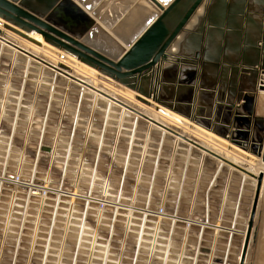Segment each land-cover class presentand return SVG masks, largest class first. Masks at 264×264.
<instances>
[{
  "label": "built area",
  "instance_id": "1",
  "mask_svg": "<svg viewBox=\"0 0 264 264\" xmlns=\"http://www.w3.org/2000/svg\"><path fill=\"white\" fill-rule=\"evenodd\" d=\"M79 85L81 94L74 113L60 114L56 121L57 129L64 132L62 138L66 139L61 148L44 145L45 124L31 169L0 168V255L10 256L7 264H18V255L23 253L38 256L36 264H50L51 257L61 263L69 234H74L76 242L73 258L69 260L72 264H123L121 259H110L112 242L119 234L127 238L129 233L136 234L131 264H137L135 258L144 251L154 256L157 264H222L237 238V235L230 238L231 231L220 230L221 226L232 227L237 222V199L228 207L231 216L227 221L217 211L216 197L223 193L225 200L227 194L221 173L228 166L223 167L219 161L179 140L178 136L183 137L180 132L178 136L164 135V126L137 114L136 107L92 105L91 112L85 114L80 99L88 87ZM17 122L18 117L13 121L14 128ZM129 140L135 143V152L130 158L133 165L130 163L127 171ZM56 155L64 159L58 178L51 175L50 168L44 167L45 163L43 167L38 165L40 156L49 159ZM176 159L182 161L179 166ZM211 159L216 162L212 170L207 164ZM143 161L149 163L147 192L137 205L126 194L129 177L142 175ZM175 172L182 176V183L192 178L196 183L202 180L200 210L189 206L183 214L180 193L175 194L170 204L151 200L159 175L162 173L169 184L176 179ZM115 173L120 176L114 178ZM187 202L192 205V196L189 195ZM221 207L224 208V203ZM58 227L64 232L59 237L61 240L56 236ZM83 227L88 229L81 239ZM209 234L225 240L226 251L223 258L202 261L201 243ZM193 239L197 242L192 243ZM119 252L123 255L125 250Z\"/></svg>",
  "mask_w": 264,
  "mask_h": 264
},
{
  "label": "rangeland",
  "instance_id": "2",
  "mask_svg": "<svg viewBox=\"0 0 264 264\" xmlns=\"http://www.w3.org/2000/svg\"><path fill=\"white\" fill-rule=\"evenodd\" d=\"M104 2V0H100L99 5L96 7L103 13L106 11L105 7L103 8ZM90 17L94 19L95 15L90 13ZM193 21H195V19H193ZM3 30L4 27L0 26V36L5 39V30ZM90 32H93L94 36L99 35V38L102 35H109L115 42H120L118 36L116 38L115 34L107 32L102 27L100 22H97L92 27ZM234 36L237 39V34ZM200 37L201 35H195L193 37L190 36L189 43L185 44L183 53L172 55L168 52V54L162 59V62L156 68H153V71L145 73L146 76H148V74L151 76L153 72L161 70L162 67L166 68L162 73L164 79L160 90L162 92L158 96H152L151 98L144 93V96L152 100V104L142 100L144 103L142 107H137L134 103H131L132 107H136L138 109L135 110L137 114L143 115V117H147L152 120V122L155 121L157 123H162L161 114L164 112L161 113V111L159 113L158 111L164 107H170V112L181 113L186 116V118L193 120L194 122H199V124H206V126L214 130L217 129V126H210L209 123L213 122L218 124L219 122H222L225 126H222L223 129L218 127L219 132L225 135L227 134L226 132H228V139H230V143H236L240 149H244L245 152H250L254 139H264V99H260L258 96L259 90L257 89V83L256 86H254L255 81H253V77L255 74L253 72H249V78H247L244 83L242 82L244 85L240 87V92L244 90V95L241 100H237V54L240 50L237 51V49L225 45L219 53L216 48L202 46ZM14 40L15 39H13V41ZM235 44L237 45V41H235ZM8 46L9 45L6 44L5 41L3 42L0 40V168L26 171L27 169H31L35 164L36 150L40 142L43 125L46 124L44 145L47 147L56 146V148L60 149L62 143L66 141L65 138H62V136H65L64 132H59L57 129L56 121L58 120L60 114L68 116L74 113L75 105L78 103V99L80 98L81 87L79 85L80 83L69 81V79L63 74L55 71L50 65V61H48V64L44 61L42 62L38 58H28V54L19 52V48L14 46L11 47V45L8 48ZM261 48L263 60L261 65H257V69L259 71L260 69H264L262 68V65H264V41L262 42ZM245 50L249 51L253 49L248 48ZM207 51L211 54L214 53L216 57L221 54V56H223L221 59H223L224 68L221 75V81L218 86L220 87V90H222L223 96L222 99H218L219 103L215 102L216 99H213V95L211 94L214 84L212 72L213 69H217V67L208 63V56L206 54ZM7 55H10L9 60ZM35 56L39 57L38 53H35ZM192 56L196 57L192 59ZM240 65H242V68L250 67L249 64L244 62ZM174 66L177 67V70ZM186 67L189 68L188 71L190 72L192 83L190 80L186 81L184 76L181 78L180 70ZM111 80L115 82H112L111 84L118 89L127 86L113 78H111ZM9 83L10 85H8ZM150 84L151 80L150 78H147L144 82L145 87L143 90H147V92H149L151 90ZM85 86L87 85L85 84ZM91 90H95V88H86L80 99L82 112L85 114H89L91 112L89 107L92 105L104 107L106 104H110V106L113 104H120L115 100L110 103L100 94V92L94 93ZM130 90H132V92L135 91L138 94L142 93L138 89L131 88ZM246 96L250 98L249 101L245 100ZM4 99L6 100L4 101ZM203 103H206L208 106H212L214 104L217 106L214 116H209L207 111L202 108ZM149 104L154 110L149 108ZM24 106L27 108H23ZM159 106H161L160 109ZM130 112L134 111L130 110ZM239 112L247 115L251 118V120L248 119L245 121L241 119L238 116ZM16 117H18V122L14 128L12 124ZM261 119H263V121H261ZM152 122L150 124L157 127L156 124H153ZM227 125L230 127H227ZM151 127L152 126H150V128ZM239 129H245L249 134L251 133V138L248 137L244 140V142L242 137L239 136ZM163 132L164 135L169 133L175 136L174 132L170 128L164 129ZM180 134L186 136L183 132H180ZM164 138L166 139V136L163 138L161 137L162 140H165ZM62 139L63 142H61ZM128 142V153L131 158L135 152V143L130 140ZM184 143L190 145V147H195L204 155L212 158L214 157V159L219 161V164L223 165V167L228 166V168H225L224 172L221 173L223 187L226 191L225 194L227 193L224 197L225 200H222L223 193L218 194L219 196L216 197V202L219 204L217 211L222 212L221 215L225 221H227L231 216V210L228 207H230L232 202L237 199V222H235L234 226L231 227L233 229V235L230 236V238H234L233 236L237 235V238L235 239L228 255V264H264V193L259 196L258 209H256L255 217L251 219L256 192L258 191L260 195L261 188V182L254 172L256 170L258 171L261 167V162L263 161L259 160L260 158H258V155L253 156L251 159V157H248L246 154L244 156V153L239 154L244 156L245 159L249 161L253 160L255 162L254 171L251 172L245 164L234 163V159L228 154L227 156L223 154V156L225 155L224 157L219 155L216 156L215 154L211 155L208 148H200L197 144L188 140ZM228 149L234 151L230 147H228ZM229 150L227 152L233 156L234 154H231ZM214 159L208 160L207 164L210 170L215 168L214 166L216 162ZM38 160V165L43 167L42 164L45 163L44 167H46V169L50 168V173L54 176V178L60 177V175H58V170L59 167L62 166L61 161H64V159L61 160V158H57L56 155L54 158L49 157V159L40 156ZM130 163L133 165L132 160L128 163L127 171L128 169L130 170ZM138 163L137 168L140 166ZM181 163L182 161L179 159L175 160L176 166H179ZM142 167L144 170L141 173L142 175H140V178H138V174L131 175V177H129V186L127 187L126 194V197H131V200H133L137 205L142 202L147 192L145 191V188L147 186L146 175L149 169L148 161H143ZM119 176L120 173H115L114 178H118ZM175 178L177 180H173L174 183L172 182L167 184L165 176L161 173L158 177V185L155 187V190L151 195V200L156 203L170 204V202L174 199L175 194L178 195L180 193V211L183 214L189 210V206H191L193 210H200L199 201L201 197V190L203 189L202 180L196 183L195 178H192V181L186 180L182 183V176H179L178 172H175ZM132 184L133 186L130 187ZM189 195L193 198L192 205L187 204ZM222 203H224V208H220ZM250 221H254L252 227L250 226ZM225 228L227 227L221 226V230L225 231ZM63 235L64 232L59 228L56 236L59 240H61L62 238L59 237H63ZM181 236H183V234H181ZM248 236V252L245 261L242 262V254ZM135 238L136 234L134 233H129L127 238H125V235L123 234H119V237L113 238V240H115L112 242L113 250H111V254L113 256H111L110 259L114 261L121 259L123 260V264H131L134 260V251L136 248ZM194 242L196 243L197 240L193 239L192 243ZM224 242L226 241L222 238H214L212 234L206 236L205 242L201 243V251L204 255L201 256V260L208 261V259L213 257L223 258L226 251ZM189 243H191L190 240ZM75 248L76 242L74 234H69L66 236V242L64 245V249L66 251L64 257L65 259L61 260L60 263L59 259L57 260L56 257H51L50 264H72V261L69 260L73 258ZM121 249L125 250L123 255L119 252ZM188 254H190V252ZM102 257L103 255L99 256V258ZM153 257L149 256L148 252L144 251L142 255L136 257L135 260L137 259V264H157V260ZM9 258V255H0V264H7ZM38 258V256L25 255L23 253L22 255H18V264H36L38 263Z\"/></svg>",
  "mask_w": 264,
  "mask_h": 264
},
{
  "label": "crops",
  "instance_id": "3",
  "mask_svg": "<svg viewBox=\"0 0 264 264\" xmlns=\"http://www.w3.org/2000/svg\"><path fill=\"white\" fill-rule=\"evenodd\" d=\"M33 1L34 3L39 4L37 3L36 0H33ZM70 1L71 3L70 2L67 3L69 4V6H67V9H68L67 13L69 12V10L72 11V7H75L77 8V12L79 14H84L85 16L87 15L85 19H87V24H90L89 29H88L89 32L97 22H100L102 27L107 32H109L110 34H115L116 38L118 36V39L120 38L119 41L120 40L121 41L117 43V42H114V40H112V37L109 35H104V36L102 35L99 38L98 37L99 35L94 36L93 32L92 33L88 32L85 35L79 34V33L77 35H74L81 42L89 45L90 47L96 49L97 51L98 49L103 48V49H100L101 51L99 50V52L108 56L111 59L114 58V60H117V58L120 56L119 54L120 53L122 54L125 50L129 48L131 44L130 42H132V40H134L135 37L144 30L146 25L151 20H153L156 16H158L162 12L161 9H159L158 5L154 2V0H104L105 2L103 4V8L105 7V10H106L104 13L100 12V10L96 8L99 5L100 0H90V1L89 0H70ZM156 1H158L163 7H166L168 4V0H156ZM90 13H93L95 15L94 19L90 17ZM73 14H74V17L75 16L78 17V14L76 12H73ZM211 26H215V27L211 28ZM199 31L201 32V34ZM210 31H212L213 33L215 32V35L213 34L212 38H210L209 36ZM219 32H225V33L237 32V39L232 34L226 44L225 39L223 37H220ZM195 35L196 36L201 35L200 37L201 39L200 38L199 39L201 40L202 46L212 47V48H217V49L220 46L221 47L224 46L225 44L227 46L234 47L235 41H237V51L240 50L239 53L237 54V83H238L237 84V100H239L238 99L239 96L243 98L244 90L240 92V87L244 85L243 84L244 81L247 78H249L248 76L250 75L243 71V69L245 68H242V65L240 64L244 62L247 64L257 63L261 65L262 60H263V55L261 51L262 45L253 46L252 43L257 42L258 39H260V42L264 41L263 40L264 0H206L205 5L200 7V11L196 16L195 21L192 20L191 24L188 26L187 32L186 33L184 32L183 34H181L177 38V40L173 42L168 52H170L172 55L183 53L185 49V44L189 43L190 36L193 37ZM91 39L92 41H90ZM5 41H6V44L10 46L8 39L5 38ZM100 41H101V44L102 43L104 44L101 45ZM105 44L106 45L108 44V45L106 46ZM117 44L120 48L117 46ZM106 47L109 49H107ZM115 48H117L118 50H116ZM248 48L253 49V50L246 51L245 49H248ZM19 49H20L19 52H24V54H28L27 56L28 58H35V59L38 58L39 60H41L40 57L35 56L36 51H34L33 49H30L29 47H21ZM113 49H115L114 52H113ZM105 52L108 53V55ZM206 54L208 56L207 57L208 63L217 67V69H213V72H212L214 84H213L212 92L210 91L211 94L213 95V99H216L215 102L217 103L219 101L218 99H222V96H223L222 90H220V87H218L221 81V75L223 73V68H224L223 59H221L223 56H221L222 55L221 54L216 57L214 53L211 54L208 51ZM195 57L196 56H192V59H194ZM51 63L50 65L54 68V70L63 74L66 78L69 79V81L82 83L84 85L86 84L88 87H93V85H89L90 83L87 82V79H83L80 81V79L79 78L77 79L74 73L62 72L60 71V67H58V65H54L55 64L54 62H51ZM250 67L257 73L253 77V81H255L254 86H256V83L258 86L260 83L259 79L262 80L264 76V69H260L259 71L257 69V66H250ZM188 70L189 68L187 67L180 70L181 78H183L184 76V79L186 81L190 80L192 83L191 75ZM151 77L154 78V74L153 75L151 74ZM122 89H126V87ZM257 89L259 90V86L257 87ZM258 96L260 99H262V96H260L259 94ZM202 108L205 111H207L209 116H212V115L214 116L217 106L215 104L212 106L211 105L208 106L206 103H203ZM209 124L210 126L211 125L212 126L225 125L222 122H219L218 124L210 122ZM162 125L164 126V129L166 128L172 129L174 134L178 136L177 132L174 131L173 127H170L164 124ZM227 127H230V126L227 125ZM245 135H247V133H245ZM182 136L183 137L178 136L179 138L178 137L177 138L181 140L182 142H187V140L189 141L188 137L184 135ZM251 136H252L251 133L248 134V137L251 138Z\"/></svg>",
  "mask_w": 264,
  "mask_h": 264
},
{
  "label": "water",
  "instance_id": "4",
  "mask_svg": "<svg viewBox=\"0 0 264 264\" xmlns=\"http://www.w3.org/2000/svg\"><path fill=\"white\" fill-rule=\"evenodd\" d=\"M36 1L39 4L34 3L33 0H0V16L21 28L41 33L53 45L71 52L83 62L92 65L104 74L134 89L136 85L133 80L137 76H146V72L153 71V68H156L162 62L173 42L181 34L187 32L188 26L196 18L200 7L205 5L206 2V0H168L167 6L163 7L158 1L154 0L162 12L151 20L144 30L130 42L129 48L117 60H114L81 42L74 36L78 33L85 35L89 32L90 24H87V19H85L87 15L79 14L75 7H72V11L69 10V14L67 13V6H69L67 3H71L70 0ZM73 12H76L78 17H74ZM215 26H211V28ZM235 33L237 34V32H219L220 37L225 39L226 44L232 34L233 36L236 35ZM213 34L215 35V32L210 31V38L213 37ZM0 40L5 41L1 36ZM252 45L261 46L262 42L258 39ZM231 48L237 49V45L235 44ZM222 49L223 46L218 48L219 53ZM249 65L257 66L258 64L252 63ZM263 66L262 68H264ZM250 68L247 67L243 71L245 73L253 72L256 74V71L254 72ZM141 92L146 93L148 96L150 94L147 90L141 89ZM238 99L241 100L242 98L239 96ZM249 99L248 96L245 97L246 101H249ZM238 116L245 121L251 120L250 117L240 112ZM238 131L243 141L246 140L249 134L248 131L245 129H239ZM263 143V139H254L251 147L252 151L261 156ZM262 158L264 160V151ZM258 198L259 192L257 191L251 219L255 217ZM253 222L250 221L251 227ZM248 244L249 236L245 242L242 262L245 261L247 256Z\"/></svg>",
  "mask_w": 264,
  "mask_h": 264
},
{
  "label": "bare ground",
  "instance_id": "5",
  "mask_svg": "<svg viewBox=\"0 0 264 264\" xmlns=\"http://www.w3.org/2000/svg\"><path fill=\"white\" fill-rule=\"evenodd\" d=\"M0 26L4 27V30H5V31L3 30L4 31V35H5L6 39H8L9 44L11 45V47L12 46H14L16 48L29 47L30 49H33L34 51H37L36 53H38V55H39L40 59L42 60V62L43 61L47 62V63H48V61L54 62L55 63L54 65H58V67H60V71H62V72H72V73H74L76 75L77 79L78 78L80 79V81L83 80V79H88L87 81L90 83L89 85H93L92 88H95V90H91V91H93L94 93L95 92L96 93L100 92V94L106 100H108L110 103L113 102V100H115L116 102H118V103H120L123 106H126L128 108H133L131 103H134V105H136L137 107H142V105H144L142 100H145L146 102H148V103L150 102L151 103L152 100L150 98L152 96L156 97L162 92V91H160L161 90V86L163 84V80H164L162 73L164 72V69H166V68L162 67L161 70H159L158 72H156V73L153 72L154 78L149 76V74H148V76H137L135 78V81L133 80L134 84L136 85L135 89H138L139 91H141V89L143 90L144 87H145L144 82L147 80V78H150V80H151L150 89L151 90L149 91L150 94L148 96L150 98H147L146 96L143 95L144 94L143 92L141 94H138L135 91L132 92V90H130L132 87L130 88V86H128V85L126 86V90H124L122 88L118 89L113 84H111L113 81L111 80L110 76L104 74L103 72H101L99 69L93 67L92 65H89L88 63L83 62L82 60L78 59L71 52H69L67 50H64L63 48H59V47L53 45L41 33L37 32L35 30H27V29L21 28V27L15 25V24L11 23L10 21H7L6 19H4L1 16H0ZM12 38L15 39V40L13 41ZM90 41H92V39ZM93 42H95V41H93ZM107 42H105V43H107ZM100 44H101V41H100ZM102 44H104V43H102ZM117 46H118V44H117ZM8 48H9V46H8ZM109 48H107V49H109ZM111 48H112V46H111ZM117 48H115V49L118 50ZM100 49H103V48H100ZM100 49H98V51ZM115 49H113V52H114ZM6 50H7V47H6ZM178 50H179V48H178ZM106 54L108 55V53H106ZM119 55H121V53ZM9 56H8V60L10 58ZM19 68H21V67H19ZM174 68H176V67L174 66ZM176 70H177V68H176ZM46 72H48V71H46ZM103 79H105V80H103ZM106 80H108V81H106ZM152 80H153V82H152ZM259 80H260L259 81L260 83L258 85L259 86V93L258 94L260 96H262V99H264V76H263L262 80L261 79H259ZM113 83H115V82H113ZM8 85H10V83ZM260 85H261V87H260ZM132 89H134V88H132ZM3 93H1V94H3ZM134 94H135V96H134ZM5 100L6 99H4V101ZM148 106H149V108L153 109L150 106V104ZM156 106H158V105H156ZM160 108H161V106H159V109ZM169 108L168 107H164L160 111H158L159 109L157 110L159 113L161 111H162L161 113L164 112L163 114H161L162 123L161 122H159V123L167 125V126H170V127H173L174 131H176L177 133H179V132L185 133L186 137L189 138V141L194 142V144H197V146L200 147V148L201 147H204L205 149L208 148L209 152H211V155L215 154L216 156L217 155L223 156V154H225L227 156V154H228L230 157H232L234 159V161H235L234 163L245 164L249 168V171L250 170H251V172L254 171V168H255L254 167V163L255 162L253 160L249 161V160L245 159L244 156L246 154L248 157H251V159H252V157L253 156H257V154L254 153L252 151V149H251L250 152H245L244 149L243 150L240 149L239 146L236 143H232V142L230 143V141H229L230 139H228V132H226L227 133L226 135L222 134L221 132H219L218 127H220V129H221L222 125L217 126V129L214 130V129H211L208 126H206V124H203V123L199 124V122H194L193 120H190V119L186 118V116H184L181 113H172V112H170ZM157 115H159V114H157ZM223 126H225V125H223ZM222 132H223V130H222ZM3 135H6V134H3ZM7 135H8V133H7ZM61 142H63V141H61ZM263 142H264V139H263ZM263 144H262L261 156L258 155V158H260L259 160L263 161V162H261L263 165L261 164V167L259 169L256 168V169H258V171L256 170L254 172V174L257 175V177L259 178V181L261 182V188H260V195L259 196H261V194L264 193V160L262 158L263 151H264V145ZM228 147L232 148L234 151L229 150ZM228 150L231 152V154L233 153L234 155L231 156L230 153L227 152ZM239 154H243L244 156L239 155ZM254 159H256V158H254ZM257 209H258V205H257ZM258 212H259V210H258ZM86 229H88V227H83L82 231L80 232L81 239H82V236L84 234H86L85 233ZM220 230H221V228H220ZM225 231H231L232 234H233V229L231 227L230 228H228V227L225 228ZM96 237H97V234L94 235V239L95 240H96ZM95 240H94V242H95ZM228 244H229V242H228ZM222 264H228V259H226V257H224Z\"/></svg>",
  "mask_w": 264,
  "mask_h": 264
}]
</instances>
